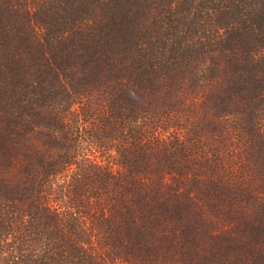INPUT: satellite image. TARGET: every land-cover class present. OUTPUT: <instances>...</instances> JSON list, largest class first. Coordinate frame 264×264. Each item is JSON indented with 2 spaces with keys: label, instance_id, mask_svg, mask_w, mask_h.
<instances>
[{
  "label": "trees",
  "instance_id": "1",
  "mask_svg": "<svg viewBox=\"0 0 264 264\" xmlns=\"http://www.w3.org/2000/svg\"><path fill=\"white\" fill-rule=\"evenodd\" d=\"M0 264H264V0H0Z\"/></svg>",
  "mask_w": 264,
  "mask_h": 264
}]
</instances>
